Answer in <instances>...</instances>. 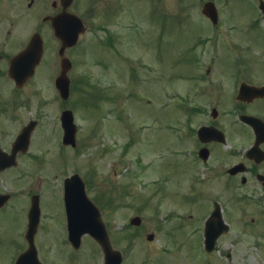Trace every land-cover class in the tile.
<instances>
[{
    "label": "flooded vegetation",
    "instance_id": "flooded-vegetation-1",
    "mask_svg": "<svg viewBox=\"0 0 264 264\" xmlns=\"http://www.w3.org/2000/svg\"><path fill=\"white\" fill-rule=\"evenodd\" d=\"M147 1L152 3L145 14L150 23L134 30L135 63L129 69L122 23L126 0H0V228L6 232V239L0 238V264H15L27 250L33 202L39 210L34 243L40 264H115L119 258L120 264H264V91L253 94L249 89L264 88V77L246 64V42H239L232 28L237 18H264V0H168V9L157 8L158 0ZM207 3L215 8V21L188 13ZM156 16L160 24L173 20L178 29L172 35L160 31L148 49L144 40L157 27L152 22ZM77 33L71 46L68 39ZM170 39L176 46L169 56L162 54L161 45ZM32 41L39 45V62L31 76L17 83L14 59ZM153 51L160 57L153 59ZM226 55L243 60L238 68L231 67L223 60ZM86 57L95 59L105 81L117 87L123 83L118 73L127 69V81L141 89L138 94L147 89L154 98L156 82L163 80L162 94L180 100L185 117L183 135L173 138V145L180 143L182 149L172 147L169 154L187 158L192 176L176 190L165 187L167 194L180 197L181 205L155 206L149 220L138 223L106 220L104 215H119L126 206L103 195L107 202L102 207L86 180V193L99 207L108 241L102 246L85 234L75 249L62 189L45 196L47 100L41 85L45 80L54 84L62 58H67L71 95L77 81L83 83L75 69ZM23 64L28 65V58ZM175 82L180 90H174ZM155 118L152 114L151 121ZM202 127L208 131L199 136ZM56 198L59 207L46 205Z\"/></svg>",
    "mask_w": 264,
    "mask_h": 264
},
{
    "label": "rangeland",
    "instance_id": "rangeland-1",
    "mask_svg": "<svg viewBox=\"0 0 264 264\" xmlns=\"http://www.w3.org/2000/svg\"><path fill=\"white\" fill-rule=\"evenodd\" d=\"M127 3H134V8ZM166 3H169L168 0H158L154 4L159 9H168ZM150 5L151 3L144 0L139 3L137 0H133V2L126 0L122 23L125 66H129V69H132L135 63L133 57L134 30L136 27L143 29L150 23L149 18L144 15L146 10L150 12ZM138 11L141 13V18L138 17ZM188 12L190 14L197 13V6L192 7ZM152 22L153 25L156 22L158 25L154 26L151 32H146L144 46H147L148 49L150 44H154L156 35H159L160 31L170 30L172 35L178 29L171 19L167 24L162 22L160 24L159 17L156 16ZM179 29L182 30V28ZM233 30L234 35L233 33L232 35L235 38L239 36V42L247 44L244 49L247 63L244 62L248 65L250 63L251 67L259 70L260 76L264 77V19L257 21L250 18L249 15L237 18ZM175 46L173 39L166 41L161 45L164 47L162 54L172 55L175 52ZM158 52L161 54L160 50ZM158 57L160 56L153 51L152 58ZM223 58L226 62H230L231 67L236 68L243 60L236 59L232 55H226ZM83 61L84 63L80 62L75 69V76L78 79L81 78L83 83L77 81L72 92L73 96L65 104L67 108L73 110L79 128L80 142L75 152L70 149L59 150L57 142L58 134L60 135L61 131L58 109L63 105L53 100V94L56 93L46 80L41 85L44 97L46 100H50L49 105L45 108L46 115L43 124L45 135L42 145L45 156L43 165L44 176L47 178L45 196H51L50 192H58L61 189L62 172L70 174L75 170L84 178L90 179L88 190L92 196H98L97 199H100L106 193V199L113 197L126 206L119 215H104L108 221H129L134 212L139 213L142 221H148L155 206L181 205L180 197L167 194L164 187L167 185L170 190H176L180 187L181 180L192 176L187 158L174 157L168 152L171 147L178 151L182 149L180 143L176 147L173 145L174 142H177L176 139H172L173 144L169 146L172 136L168 132L170 127L176 126L180 119H184L181 118L179 101L175 97L166 98L162 94L165 84L161 78L156 82V96L153 98L148 95L147 89L142 90L140 94L135 93L141 89L139 90L133 83L127 81V69L122 68V72L118 73V79L123 83L117 87L105 81L107 77L104 76V70L95 63V59L86 57ZM173 62L174 60L171 65ZM167 70L163 69V71ZM112 75L113 71H109V76ZM170 79H173V76H170ZM87 80L90 83L85 85ZM178 89L180 90L181 86L179 82H175L174 90ZM105 94L109 98H103ZM148 101H151V105ZM152 114H155L156 117L154 126H152L149 117ZM100 126L102 129L106 127L105 133H102ZM102 135H104L103 138H101ZM124 143L129 144V150L125 164L120 165L118 156ZM106 147H109L108 151ZM115 170L117 176L114 177ZM152 174L156 176L157 181ZM116 182L124 186L117 188ZM155 183L159 185L164 183L163 188L155 186ZM157 187L158 191L156 192ZM51 201L46 205L59 207L58 198L51 199ZM0 238L6 239V232L2 228H0ZM84 243L87 244L86 241ZM85 244L84 248H87Z\"/></svg>",
    "mask_w": 264,
    "mask_h": 264
},
{
    "label": "water",
    "instance_id": "water-1",
    "mask_svg": "<svg viewBox=\"0 0 264 264\" xmlns=\"http://www.w3.org/2000/svg\"><path fill=\"white\" fill-rule=\"evenodd\" d=\"M34 44H31L28 51L25 53L23 61H26L28 58L29 69L36 62V58H34ZM20 66V64L18 65ZM62 72L60 76L56 79L55 85L58 89L60 96L62 99H66L68 97V78L66 77V71L69 67V63L67 60H63L61 62ZM62 125L64 128V143L65 144H74V135H75V126L73 124V118L70 111H65L61 116ZM85 198L83 193L82 185L79 182L77 177H72L68 179L65 186V201L68 213L72 217V221L69 226L70 237L72 242L79 239L80 236L84 233L93 234L95 238L100 240V242L104 241V238L99 235V230H103L102 222L100 216H98L97 210L93 207L92 211H88V215L86 216L84 212L82 213V204L81 201H85V206H90V202ZM81 208V209H80ZM79 216H83L80 218ZM137 221V219L133 220ZM31 240V238H30ZM31 243V241H30ZM104 244V243H103ZM30 255L29 253L26 254ZM32 256V255H31ZM30 258V257H29ZM20 264V262L18 263Z\"/></svg>",
    "mask_w": 264,
    "mask_h": 264
}]
</instances>
